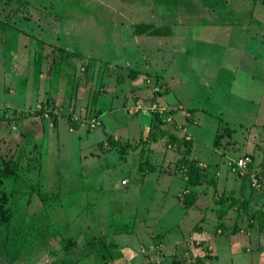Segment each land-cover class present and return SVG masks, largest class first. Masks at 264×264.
<instances>
[{
  "label": "rangeland",
  "instance_id": "374dc122",
  "mask_svg": "<svg viewBox=\"0 0 264 264\" xmlns=\"http://www.w3.org/2000/svg\"><path fill=\"white\" fill-rule=\"evenodd\" d=\"M151 102L170 121L156 122ZM179 125L206 178L230 179L227 159L250 154L261 187L245 177L244 188L252 211L264 209V0H0V264H76L73 245L108 264V231L141 222V238L164 255L156 264H207L202 245L185 240L245 231L249 215L215 204L212 190L196 212L205 217L182 205L180 153L164 134L186 135ZM20 150L38 153V168L5 177ZM162 227L173 230L149 236Z\"/></svg>",
  "mask_w": 264,
  "mask_h": 264
},
{
  "label": "crops",
  "instance_id": "0c3cea01",
  "mask_svg": "<svg viewBox=\"0 0 264 264\" xmlns=\"http://www.w3.org/2000/svg\"><path fill=\"white\" fill-rule=\"evenodd\" d=\"M114 8H115V6H114ZM115 10H116V8H115ZM132 30H133V27H131V32H132ZM64 48H66V47L63 46V49ZM132 76L133 75L130 76L131 79L129 81V82H131L132 85L129 83V86L130 85L132 86L131 89H133L135 92L134 96H137L140 93L143 94L146 89L143 88V90L139 91V88H140L139 85H137L138 87L135 88L133 85H136L138 83L137 82L138 79H137V76L136 77L135 76L132 77ZM136 92H139V93L136 94ZM58 103H60V102H58ZM190 137H191L190 141H191V148H192V141H193L192 135ZM198 152H199V150H198ZM191 153L192 152L190 150V154ZM191 155L194 156L193 154H191ZM199 163L201 164V166L205 165V164H203V162H199ZM251 168H252V170L254 169L253 162H251ZM263 169H264V167L261 168V170H263ZM219 171L221 173L225 172L226 174L230 175L225 170L224 171L219 170ZM263 174H264V171H261V175H263ZM222 178L224 179V181H221V179L220 180L219 179L211 180L212 186H208V185L205 186L204 185L203 187H201V186L197 187V190L199 191L198 195L196 196L194 202L191 205L187 206V210H191L192 212H194V214L191 213L192 217L193 216H195V217H197V216H204L205 217L206 216V214L199 215L197 213L202 211V207H200V203L203 200H207L206 197L208 196L210 190H212V191L215 190V192L218 195H221L222 197H224L227 194L226 192H228V193L230 192L229 195H231V196L233 195L234 198L245 199V201L248 202V205L251 209V206H253L254 204L251 205L250 202L252 201L251 198L255 195V193L252 192V190H250V189L244 188V181L246 179L245 176L244 175L243 176L232 175V177L230 179H228L225 176ZM216 181L218 183H216ZM224 186H229L228 191H224V189H223ZM212 191L210 193V196L212 194ZM227 196H228V194H227ZM228 198H230V197H228ZM228 201H229V199H228ZM215 204H218V203H215ZM241 208H242V205H241ZM248 215H249V217H248L249 222H248L247 226L245 227V231L235 232L232 235H229L228 237H225V236H220L219 238L210 237V239H207L204 237V239H206V243L208 244V249H209V254H210L208 257L210 259L207 261V264H264V220H262L261 218H258V217L253 218L250 216L249 213H248ZM203 218L199 219L198 221L203 222L202 221ZM180 219H182V218H180ZM177 221L180 222L179 218ZM177 221H176V223H178ZM141 223L139 224V227H136V228L132 225L130 227L131 229H129L127 231L123 230V229H119V230H115V231H111V230L108 231L109 235L106 238L107 239V241L105 242L106 246L103 243H101V245H100L102 247V249H104V251L107 252V255H105V257L109 258V260H107L108 264H111L112 262L114 264H156V263L161 262V260H162L161 256H164V255H162L160 253L156 254L153 251V248L148 246L150 244V241H147V240L144 241V239L141 238V235H140V233H142L141 228L144 227V225H141ZM197 224H199V223H197ZM168 227L167 228L162 227V229H161V232L163 233L162 236H160V234H158V233H152V236H154V237L151 236V232H152V228H151L149 231L150 232L149 236L152 239L159 240V238H162L165 234H168L170 232V230H173V229L168 228ZM199 227H200V229H203V230L206 229V226H199ZM219 227L223 228L224 224L223 223L219 224ZM180 230H181V228H180ZM69 238H71V237H69ZM187 238L190 239L191 237L189 236ZM112 239H118V240H112ZM91 241H94V240L91 239L90 241L89 240L81 241V243L82 244L91 243ZM178 241H175V242L178 243ZM109 242H111V243H109ZM160 243L163 246L164 241L161 240ZM185 244L188 245L187 240H185ZM170 245L172 246V249L168 250V248H167L165 251L173 252V249H174L173 246H175V245L174 244L172 245L171 243H170ZM189 245H190V243H189ZM93 248H91L90 250L94 252L95 250ZM162 249H164V247H162ZM187 249H188L187 246H186V248L183 246H178L176 252L179 254H182V252H183V254H186ZM69 250H70V253H72L74 256H77L72 261V263L77 264L82 258L89 259L90 260L88 262L89 264H96L97 263V262L93 261L91 258H88L87 256H89V255H87V254H85L84 255L85 257H83L82 254H80L81 252L79 250V245H73L70 247ZM58 252H60V251H58ZM45 253L48 254V252H46V251H45ZM100 257L103 260V258H102L103 256H100ZM182 260L184 261V259H182ZM103 261H105V258Z\"/></svg>",
  "mask_w": 264,
  "mask_h": 264
},
{
  "label": "trees",
  "instance_id": "16d2710c",
  "mask_svg": "<svg viewBox=\"0 0 264 264\" xmlns=\"http://www.w3.org/2000/svg\"><path fill=\"white\" fill-rule=\"evenodd\" d=\"M32 113L41 114L42 110H40V108L35 109L34 111H32ZM153 115H154V119H156V122H161V121L164 122L162 117L159 116L156 112H153ZM19 116H25V113L20 112ZM227 131H229V130H227ZM164 132H165L164 134L166 135L165 136L166 142H168L167 144L172 145V148H174L175 151L180 153V157L178 158V161H177V170L181 172V176L184 179V186L186 188L188 187V189H186V188L183 189L184 193L180 197V199L183 203L182 205L189 206L194 202L196 196L199 193V191L197 190V187L202 186L204 184L207 185L213 179L206 178L205 174L203 173L202 166L199 163L198 159L192 158L189 156L190 150H191L190 139L186 140L183 137H178L171 132H167V131H164ZM212 142H213V145H215V146L218 145L217 144L218 135L214 136V139ZM244 155L248 156L252 162V158H251L250 154L244 153ZM28 159H33L35 161V163L32 162L31 160H28ZM39 160L40 159H39L38 153H34V151H32L31 154L26 155L25 153H23L22 150H20L16 154L14 159H11L10 161L5 163L6 167L3 168L2 172H3V174H5L4 175L5 177L10 176V177H12L13 180H18V179H21V177H23L27 173H30L33 169L38 168ZM251 162L248 163V166H249L248 171L253 172V170L251 168ZM255 175H258V174L255 173ZM257 178H259V177H257ZM2 185H3L2 179L0 178V222H2L3 219L5 218V215L3 213L4 212L3 203L5 202V195H4ZM211 197H212V200L214 203H221L224 200L229 199V201L232 203H235L237 205H242L243 210L248 212L251 217L257 216V217H260L262 220H264V209L263 208L262 209L257 208V209L252 211L248 205V202L245 201V199H237V198H233V197L228 198V196L222 197L221 195H218L215 192V190L212 191ZM41 201H43V200H41ZM195 241H197V243H195ZM188 245H189V243H188ZM198 245H202V247H203L202 250L204 251V257L208 256L209 252L207 251L208 246L206 243V239H204V238L203 239L200 238L199 240L198 239H192L189 246L192 249V251H197V250L202 248V247L199 248Z\"/></svg>",
  "mask_w": 264,
  "mask_h": 264
},
{
  "label": "built area",
  "instance_id": "2783aa9c",
  "mask_svg": "<svg viewBox=\"0 0 264 264\" xmlns=\"http://www.w3.org/2000/svg\"><path fill=\"white\" fill-rule=\"evenodd\" d=\"M134 111L139 110L140 108H142L143 106L138 103L135 102L132 105ZM146 109L156 112L159 116H161L162 114H166V110L164 109V107L158 105L155 102H151ZM45 115V114H44ZM162 117V116H161ZM164 121L168 120L170 121V117L166 116L164 118H162ZM88 125L90 127H95V126H99L100 125V121L98 119L92 118L89 120ZM178 129L181 131H183L184 133H186V135H183L182 137L186 140L190 139V135L189 133L186 131V128L184 127V125H179ZM181 131V132H182ZM251 162V159L246 156V155H242V156H238V157H230L227 159L226 161V166L227 169L238 176H246L248 183L250 185V187L252 189H256V190H260L261 187V183L259 181V179L257 178V176L255 175L254 172L252 171H248V163ZM126 181V179H124V182ZM197 242V241H195Z\"/></svg>",
  "mask_w": 264,
  "mask_h": 264
}]
</instances>
